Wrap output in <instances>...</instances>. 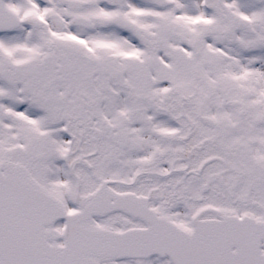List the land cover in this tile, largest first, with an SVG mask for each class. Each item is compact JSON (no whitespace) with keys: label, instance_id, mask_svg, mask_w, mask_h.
<instances>
[{"label":"snow or ice","instance_id":"snow-or-ice-1","mask_svg":"<svg viewBox=\"0 0 264 264\" xmlns=\"http://www.w3.org/2000/svg\"><path fill=\"white\" fill-rule=\"evenodd\" d=\"M0 264H264V0H0Z\"/></svg>","mask_w":264,"mask_h":264}]
</instances>
